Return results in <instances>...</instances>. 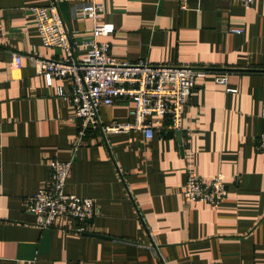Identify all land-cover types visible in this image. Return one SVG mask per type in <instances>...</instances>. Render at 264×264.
<instances>
[{"label":"crops","instance_id":"crops-1","mask_svg":"<svg viewBox=\"0 0 264 264\" xmlns=\"http://www.w3.org/2000/svg\"><path fill=\"white\" fill-rule=\"evenodd\" d=\"M51 1L73 42L92 27L73 8L100 2L113 28L100 39L117 59L206 71L183 107L180 138L88 129L76 144L79 122L58 94L70 92V77L48 84L27 58L64 56L41 44L28 9ZM132 107L121 98L100 118L128 121ZM263 108L264 0H187L184 8L180 0H0V264H264V150L255 147ZM52 158L71 161L65 190L95 200L85 232L101 236L76 231L68 217L40 228L25 210L47 185ZM188 172H221L227 196L187 202Z\"/></svg>","mask_w":264,"mask_h":264},{"label":"built area","instance_id":"built-area-1","mask_svg":"<svg viewBox=\"0 0 264 264\" xmlns=\"http://www.w3.org/2000/svg\"><path fill=\"white\" fill-rule=\"evenodd\" d=\"M187 0H180L184 8ZM245 7L255 0H232ZM34 16L37 32L44 47L58 48L64 52L62 58L27 55L38 73L48 84L53 78L70 77V92L59 95L68 98L79 122L76 144L88 129L101 134L126 133L130 130L142 131L151 138L156 130L172 132L181 129L183 107L192 95L196 79L204 77L206 71L186 65L151 64L140 58L129 62L119 60L111 54L109 44L101 40L113 31L108 22L101 20L104 10L100 2L76 5L73 16L89 18L92 27L86 37L73 42L64 25L55 1L45 6H29ZM230 32H242L231 28ZM21 54H12L13 63L21 64ZM217 83H225V75L215 76ZM122 99L133 103L131 119L125 122L105 123L100 118V109ZM264 115V108H263ZM256 149L264 150V133L256 138ZM50 176L45 187L34 192L25 203V210L35 217L40 228L57 226L63 217L76 222V231H88L87 221L96 214V202L91 197L77 196L65 190L71 161L49 159ZM228 194L221 172L206 179L188 172L183 187V197L187 202L202 201L217 204Z\"/></svg>","mask_w":264,"mask_h":264},{"label":"water","instance_id":"water-1","mask_svg":"<svg viewBox=\"0 0 264 264\" xmlns=\"http://www.w3.org/2000/svg\"><path fill=\"white\" fill-rule=\"evenodd\" d=\"M177 134H178V137L180 138V132H177ZM180 140V139H179ZM84 234H86V235H91V236H101V235H99V234H95V233H91V232H84Z\"/></svg>","mask_w":264,"mask_h":264}]
</instances>
